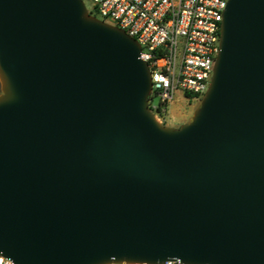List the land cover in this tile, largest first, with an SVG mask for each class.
Wrapping results in <instances>:
<instances>
[{
    "label": "water",
    "instance_id": "water-1",
    "mask_svg": "<svg viewBox=\"0 0 264 264\" xmlns=\"http://www.w3.org/2000/svg\"><path fill=\"white\" fill-rule=\"evenodd\" d=\"M141 46L83 0H0V254L14 264H264V0H230L179 128Z\"/></svg>",
    "mask_w": 264,
    "mask_h": 264
},
{
    "label": "built area",
    "instance_id": "built-area-1",
    "mask_svg": "<svg viewBox=\"0 0 264 264\" xmlns=\"http://www.w3.org/2000/svg\"><path fill=\"white\" fill-rule=\"evenodd\" d=\"M90 1L100 18L88 10L90 15L123 30L141 46L140 58L151 71V96L156 93L161 106L173 102L178 92L192 98L206 94L230 0ZM150 98L151 110H161L151 107ZM0 264L14 263L0 254Z\"/></svg>",
    "mask_w": 264,
    "mask_h": 264
},
{
    "label": "rangeland",
    "instance_id": "rangeland-1",
    "mask_svg": "<svg viewBox=\"0 0 264 264\" xmlns=\"http://www.w3.org/2000/svg\"><path fill=\"white\" fill-rule=\"evenodd\" d=\"M84 2L87 9L92 12L95 17L100 18L94 13L92 2L90 0H84ZM203 96L188 98L182 92H178L173 102L161 106L160 97L154 93L150 98V104L153 108L160 107L161 112L153 110V112L158 115L160 123L167 127L179 128L184 125V123L186 124L189 122Z\"/></svg>",
    "mask_w": 264,
    "mask_h": 264
},
{
    "label": "trees",
    "instance_id": "trees-1",
    "mask_svg": "<svg viewBox=\"0 0 264 264\" xmlns=\"http://www.w3.org/2000/svg\"><path fill=\"white\" fill-rule=\"evenodd\" d=\"M186 96H187L188 98H192V96H190V95H188V94H187ZM158 112H161V110H159Z\"/></svg>",
    "mask_w": 264,
    "mask_h": 264
}]
</instances>
